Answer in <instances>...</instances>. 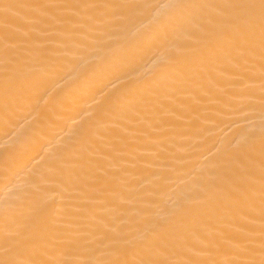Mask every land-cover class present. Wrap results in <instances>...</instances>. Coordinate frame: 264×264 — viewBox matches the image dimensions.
<instances>
[{
	"label": "snow or ice",
	"instance_id": "obj_1",
	"mask_svg": "<svg viewBox=\"0 0 264 264\" xmlns=\"http://www.w3.org/2000/svg\"><path fill=\"white\" fill-rule=\"evenodd\" d=\"M66 65L106 83L41 180L5 161L0 264H264V0H0L6 126Z\"/></svg>",
	"mask_w": 264,
	"mask_h": 264
},
{
	"label": "bare ground",
	"instance_id": "obj_2",
	"mask_svg": "<svg viewBox=\"0 0 264 264\" xmlns=\"http://www.w3.org/2000/svg\"><path fill=\"white\" fill-rule=\"evenodd\" d=\"M79 71L71 65L62 67L48 83V94L33 105L15 108L7 126L5 99L0 93V198L6 195L5 161L10 174L18 173L19 185L30 186L47 174L49 161L90 124L95 111L90 96L106 81L98 78L90 84L77 83ZM112 86L108 84V88Z\"/></svg>",
	"mask_w": 264,
	"mask_h": 264
}]
</instances>
